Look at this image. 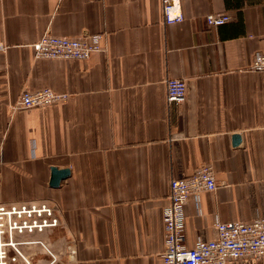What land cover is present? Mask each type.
Segmentation results:
<instances>
[{
  "label": "crops",
  "instance_id": "crops-1",
  "mask_svg": "<svg viewBox=\"0 0 264 264\" xmlns=\"http://www.w3.org/2000/svg\"><path fill=\"white\" fill-rule=\"evenodd\" d=\"M180 6L183 21L164 26L160 0H0V205L46 203L59 219L20 238L29 264H161L169 181L204 165L217 188L186 200V248L216 239L217 221L264 218V72L248 69L264 53V0ZM211 13L231 21L208 27ZM45 33L103 34L104 51L35 59ZM168 78L186 84L169 110ZM43 88L69 98L17 108ZM51 168L69 170L56 188Z\"/></svg>",
  "mask_w": 264,
  "mask_h": 264
},
{
  "label": "built area",
  "instance_id": "built-area-1",
  "mask_svg": "<svg viewBox=\"0 0 264 264\" xmlns=\"http://www.w3.org/2000/svg\"><path fill=\"white\" fill-rule=\"evenodd\" d=\"M162 24L164 26L183 21L181 0H160ZM231 21L227 13H211L204 17L208 27H219ZM104 35L96 34L78 38L41 35L30 47L35 59L83 60L93 53L104 51ZM4 46L0 45V50ZM251 72H264V53L256 52L249 63ZM165 106L167 110L182 102L186 96L183 79L168 78L165 81ZM68 94L49 88L36 91L24 90L17 103L18 109L44 108L64 104ZM217 183L210 165L197 168L184 178L169 181L168 203L162 210L163 243L161 264H228L245 258H264V218L250 222H216L217 238L197 240L192 248L184 245L185 202L203 191L212 192ZM59 219L54 209L46 203L26 202L0 205V264L21 260L29 264L20 250V238L41 234L58 226ZM45 247L42 242H36Z\"/></svg>",
  "mask_w": 264,
  "mask_h": 264
},
{
  "label": "water",
  "instance_id": "water-1",
  "mask_svg": "<svg viewBox=\"0 0 264 264\" xmlns=\"http://www.w3.org/2000/svg\"><path fill=\"white\" fill-rule=\"evenodd\" d=\"M233 140V145H237L240 141V137L238 135L234 136L232 138ZM69 175V170L67 169H56V168H51V178H50V182L49 185L52 188H56L59 186L60 182L67 178V176Z\"/></svg>",
  "mask_w": 264,
  "mask_h": 264
},
{
  "label": "rangeland",
  "instance_id": "rangeland-1",
  "mask_svg": "<svg viewBox=\"0 0 264 264\" xmlns=\"http://www.w3.org/2000/svg\"><path fill=\"white\" fill-rule=\"evenodd\" d=\"M44 233V232H43ZM43 233H41V234H43ZM44 245V244H43ZM43 258H45V259H48L49 257L45 254V256L43 257ZM59 259H60V261H57L56 263H60V264H65L64 263V261H63V257H58ZM58 259V260H59ZM29 261V260H28ZM18 262H20L21 264H24L21 260H18L17 262H15V263H10V264H17Z\"/></svg>",
  "mask_w": 264,
  "mask_h": 264
}]
</instances>
